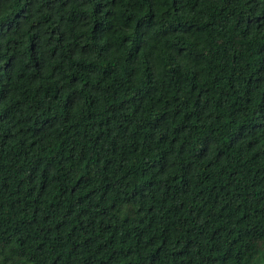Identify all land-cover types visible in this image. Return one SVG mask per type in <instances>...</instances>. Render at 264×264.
<instances>
[{
    "label": "trees",
    "instance_id": "obj_1",
    "mask_svg": "<svg viewBox=\"0 0 264 264\" xmlns=\"http://www.w3.org/2000/svg\"><path fill=\"white\" fill-rule=\"evenodd\" d=\"M0 264H264V0H0Z\"/></svg>",
    "mask_w": 264,
    "mask_h": 264
}]
</instances>
